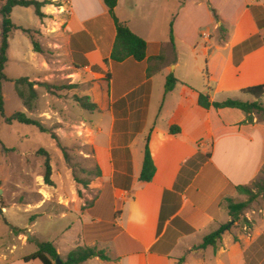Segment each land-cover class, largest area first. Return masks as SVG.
<instances>
[{
	"label": "crops",
	"instance_id": "crops-1",
	"mask_svg": "<svg viewBox=\"0 0 264 264\" xmlns=\"http://www.w3.org/2000/svg\"><path fill=\"white\" fill-rule=\"evenodd\" d=\"M61 1L70 10L64 29L71 75L89 86L98 107L89 114L85 141L100 172L76 233L67 238V227L51 242L61 261L87 246L108 258L79 264H178L180 258L183 264H264V223L238 227L228 210L229 200H246L238 186L249 187L264 167V120L198 104L200 92L211 101L257 100L242 89L264 83V0H207L218 20L206 0H178L173 12L172 0H117L115 16L146 42L143 60L119 62L109 58L115 27L103 0ZM188 51L195 65L183 59ZM38 53L31 46L12 55L8 47L7 62L42 68ZM157 55L162 58L151 59ZM169 74L177 82L165 92ZM21 110L30 116L23 104ZM146 139L155 166L149 182L139 180ZM227 222L216 247L194 248ZM9 227L0 264H42L23 257L46 240L32 228ZM28 242L36 245L27 252Z\"/></svg>",
	"mask_w": 264,
	"mask_h": 264
},
{
	"label": "rangeland",
	"instance_id": "rangeland-1",
	"mask_svg": "<svg viewBox=\"0 0 264 264\" xmlns=\"http://www.w3.org/2000/svg\"><path fill=\"white\" fill-rule=\"evenodd\" d=\"M4 1L0 0V6ZM50 1L41 8L42 17L36 15L32 6H15L11 12V20L16 26L9 38L12 55L30 48L33 39L41 48L38 57L43 64L42 68L32 67L12 58L7 62L4 72L9 80L2 85L5 116L22 111V101L12 80L37 73L34 82L37 97L30 100L31 109L27 110L31 114L28 117L39 120L49 132L19 122L6 124L4 118L0 119V238L5 239L0 243V253L12 236L7 235L11 227L9 223L20 227L18 230L23 233H31L32 228L40 240L53 242L67 227H71L66 232L67 238L72 237L77 230L78 218L82 219L97 192L90 187L91 180L96 177V165L91 157L92 148L85 141L91 111L78 102V98L84 96L92 101L87 94L89 86L71 75L73 68L65 55L66 15L51 13L55 12L53 7L57 4L56 0ZM176 1H171L172 12ZM38 26L39 29L34 28ZM193 57L188 51L183 59L195 65ZM59 64L62 69H58ZM199 64L204 75L205 59L200 58ZM259 102L264 106V95ZM255 114L259 121L264 120V113ZM51 133L56 138H52ZM46 158L51 167L50 183L44 180ZM263 184L264 167L248 187L254 196L250 198L251 195L246 194V207L236 218L238 227H249L258 220L264 223ZM28 243L27 252L36 245V242Z\"/></svg>",
	"mask_w": 264,
	"mask_h": 264
},
{
	"label": "trees",
	"instance_id": "trees-1",
	"mask_svg": "<svg viewBox=\"0 0 264 264\" xmlns=\"http://www.w3.org/2000/svg\"><path fill=\"white\" fill-rule=\"evenodd\" d=\"M51 3L50 0H5L4 3L0 6V119L4 118V122L6 124H11L13 122H19L26 125H33L37 127L41 132L48 133V129L43 126V124L37 120L30 118L23 111H15L8 116H5V103L2 91V83L5 80H9L5 75L4 69L5 64L8 60L7 49L9 47V37L14 28H16L15 24L11 20V12L15 6H23L28 7L32 6L34 11L38 17H42L44 14L41 12V8ZM53 3V2H52ZM57 5H60L59 2H55ZM103 3L107 7L108 14L111 17L114 27H115V38L113 42V46L111 49V53L109 58L112 61H123L129 57L140 61L145 58V50H146V42L143 38L134 34L127 24L121 20H119L114 13V8L116 6L117 0H103ZM206 3L214 15V18L218 20V16L216 14L215 9L211 6L210 2L206 0ZM222 29V28H221ZM170 40L173 41V33L170 32ZM32 46L35 52H41V48L36 42V40H31ZM161 55L153 56L151 59H161ZM14 82V88L17 96L22 101V104L28 109H31L30 100L37 97L36 90L34 88V82L30 81L28 77H19L12 80ZM177 79L173 76V74H169L166 77L165 81V92L171 90ZM42 85H45L47 88L49 85L46 82H42ZM243 93L249 94L255 97L257 100L255 101H243L240 99H232L227 98L223 101H211L209 99V95L206 92H200L198 98V104L208 109L210 107L214 108H237L243 111L247 118H250V115L255 112L264 113V106L258 101L260 97L264 95V83L257 84L253 86L246 87L242 89ZM122 101V100H121ZM121 101H118L114 104L117 106L121 104ZM79 104L89 110L95 111L98 110V107L95 103L88 100V96H84L82 98H78ZM123 102V101H122ZM177 126H171L169 131L171 133H176L178 131ZM52 138H56L55 134L51 133ZM148 139H146L145 147H144V155L142 161V167L139 174V180L143 182L151 181L154 172L155 166L149 151L148 147ZM4 149H7L4 147ZM64 152V150H63ZM50 175H51V167L48 159L45 160V173L44 180L46 183H50ZM95 176H99V168L96 166ZM238 189L246 194H250V198L254 196L253 191L246 186H238ZM261 189L264 190V184L261 186ZM246 207V201L241 202H233L229 200L228 210L230 216L236 220L239 213L243 208ZM231 223H223L216 230L210 232L205 235L202 241L196 245L195 249H202L211 245L216 247L221 240V234L229 229ZM18 231V229H16ZM59 256L56 251L54 245L49 241H40L37 242V249L33 253L24 256V261H29L31 259H38L42 264H55V259ZM94 257H99L101 259H107L108 257L104 254L102 250H98L95 247H81L77 246L72 249L66 256L65 264H79L87 259H91ZM178 264H183V258L179 259Z\"/></svg>",
	"mask_w": 264,
	"mask_h": 264
},
{
	"label": "built area",
	"instance_id": "built-area-1",
	"mask_svg": "<svg viewBox=\"0 0 264 264\" xmlns=\"http://www.w3.org/2000/svg\"><path fill=\"white\" fill-rule=\"evenodd\" d=\"M63 4H60V5H57V7H54L55 8V12H53V13H55V14H57V13H59V14H62V13H64V14H70V10H68V9H63ZM200 36L202 37V38H207L208 37V34L206 33V31H201L200 32Z\"/></svg>",
	"mask_w": 264,
	"mask_h": 264
},
{
	"label": "water",
	"instance_id": "water-1",
	"mask_svg": "<svg viewBox=\"0 0 264 264\" xmlns=\"http://www.w3.org/2000/svg\"><path fill=\"white\" fill-rule=\"evenodd\" d=\"M1 192V190H0ZM55 264H65L61 261V259L59 258V256L55 259Z\"/></svg>",
	"mask_w": 264,
	"mask_h": 264
}]
</instances>
